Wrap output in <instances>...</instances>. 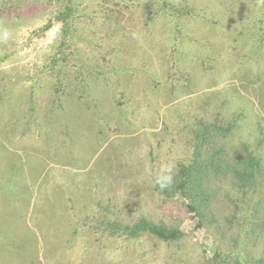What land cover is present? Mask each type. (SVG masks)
Wrapping results in <instances>:
<instances>
[{
  "label": "rangeland",
  "instance_id": "374dc122",
  "mask_svg": "<svg viewBox=\"0 0 264 264\" xmlns=\"http://www.w3.org/2000/svg\"><path fill=\"white\" fill-rule=\"evenodd\" d=\"M198 118L264 179V0H0V264H255L264 183L205 225L156 188ZM141 219L183 237L116 226Z\"/></svg>",
  "mask_w": 264,
  "mask_h": 264
},
{
  "label": "trees",
  "instance_id": "16d2710c",
  "mask_svg": "<svg viewBox=\"0 0 264 264\" xmlns=\"http://www.w3.org/2000/svg\"><path fill=\"white\" fill-rule=\"evenodd\" d=\"M70 12L66 8L57 18L64 23ZM51 26L52 22H49L44 29L48 30ZM221 121L220 118H198L191 129L193 142L190 161L179 163L170 181L161 179L156 184L157 190L163 195L180 194L185 197L189 202V209L198 214L204 225L210 217L216 216L213 212L215 201L227 204V200H232L235 202L236 211L246 206L251 209V197L264 183L259 155L246 148L240 155L227 151L224 141L233 132L236 122L222 124ZM243 146L245 144L241 145V148ZM224 180L228 182V186ZM116 226L120 227L121 234L130 237H136L143 232L152 233L167 242H174L183 237V233L178 229L164 222L153 223L147 219ZM255 264H264V257L258 259Z\"/></svg>",
  "mask_w": 264,
  "mask_h": 264
},
{
  "label": "clouds",
  "instance_id": "9594fccd",
  "mask_svg": "<svg viewBox=\"0 0 264 264\" xmlns=\"http://www.w3.org/2000/svg\"><path fill=\"white\" fill-rule=\"evenodd\" d=\"M163 186V185H162Z\"/></svg>",
  "mask_w": 264,
  "mask_h": 264
}]
</instances>
